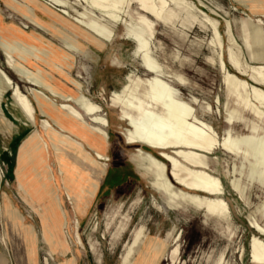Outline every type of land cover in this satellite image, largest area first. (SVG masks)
<instances>
[{"label": "rangeland", "instance_id": "1", "mask_svg": "<svg viewBox=\"0 0 264 264\" xmlns=\"http://www.w3.org/2000/svg\"><path fill=\"white\" fill-rule=\"evenodd\" d=\"M63 1L66 5L59 7L47 0H0V69L31 101L36 122L31 123L22 113L12 90L0 84V256L7 264H44L45 260L47 264H66L71 260L75 264H124L123 256L138 230L136 247L154 257L153 264H251L252 236L264 242V235L251 227L256 222L264 228V179L259 178L260 170L255 174L254 161L218 149L205 160L206 171L221 182V198L229 209L227 217H214L187 202L170 207L166 197L151 187V177L132 160L136 149H146L125 144L121 134L128 128L127 123L112 100L113 93L120 92L127 80L145 81L151 77L134 55L135 43L121 22L106 20L79 0ZM132 1V7L124 9L123 20L132 18L140 27L143 25L138 17H143L154 24L152 35L147 33L146 38L152 57L163 68L162 79L179 91V98L191 104L197 119L210 125L220 139L230 133L242 143L244 139L255 138L253 146H257L264 136V116L257 118L237 98L236 90L229 92L224 85L218 68V49L212 44L213 32L206 18L215 22L221 34L225 60L227 51L232 49L250 64L240 20L250 18L244 22L255 25L261 20L264 27V18L259 19V14L245 7L241 0H175L179 4L172 5L171 12L157 21ZM90 20L111 30V39L104 42L91 35L86 27ZM226 22L230 23L241 49L233 50L226 35ZM6 52L28 78H38L44 86L36 88L14 75L7 67ZM177 77H182L185 84L181 85ZM240 79L257 85L251 76ZM260 87L264 91V86ZM30 88L54 100L56 106H60L62 99L55 98L49 89L66 98L78 93L101 107L100 115L108 120L105 129L108 157L104 162L105 174L93 198L84 193L86 179L72 157L75 154L64 150V164L80 179L76 190L71 192L79 194L80 188L81 193L69 194L59 172L57 152L41 127L45 118L38 111ZM260 109L264 111V107ZM231 114L233 123L229 124ZM49 122L56 136L62 138L65 134ZM35 131L36 137L47 146L46 163L66 217L65 236L58 238L55 252L43 236L37 196L25 193L19 186L16 189L13 183V170L16 161L18 167L22 146ZM70 137L81 143L83 150L96 155L79 133ZM78 150L83 153L80 147ZM233 183L242 196L234 190ZM3 192H9L10 199L3 195L1 203ZM5 200L22 218L21 223L5 217ZM74 200L84 207L80 213L74 208ZM75 220L79 223L83 248L75 240ZM158 247L161 249L157 251ZM175 249L177 252L172 256ZM136 258L138 254L134 251L128 263ZM136 260L135 264H149L142 256Z\"/></svg>", "mask_w": 264, "mask_h": 264}, {"label": "bare ground", "instance_id": "2", "mask_svg": "<svg viewBox=\"0 0 264 264\" xmlns=\"http://www.w3.org/2000/svg\"><path fill=\"white\" fill-rule=\"evenodd\" d=\"M47 1L59 7L66 5L63 0ZM79 1L106 20L117 24L121 22L125 26L127 36L135 43L134 55L140 59L145 71L151 75L145 81L141 79L127 80L121 91L112 95L113 102L120 108L121 117L127 123L128 128L121 134L125 144L159 152L155 155L142 149H136L132 155V160L137 168L151 177V187L166 197L170 207L181 202H187L197 208H203L214 217H227L229 209L226 202L221 198L223 195L221 182L206 171L205 160L217 149L234 156H241L243 160L250 158L254 161L252 167L255 174H257V169L260 170L259 178L264 179V136L259 138L260 143L257 146H253L255 138L244 139L242 140L244 143H242L241 140L233 138L230 133L220 139L210 125L197 119L193 106L181 100L179 91L162 79L163 68L151 55L150 43L146 36L147 33L152 35L154 24L143 17H138L143 25L140 27L136 26L132 18H129L128 21L123 20L124 9L129 6L132 7V0ZM134 2L140 11L157 21L163 20L171 12L172 5L179 4L175 0H134ZM186 7L191 10L193 8L189 5ZM263 18L264 15L261 19ZM206 22L209 23L213 32L214 41L212 44L218 49V68L223 74L224 85L229 92L233 88L236 90L237 98L246 109L252 110L257 118L263 117L264 111L260 107H264V91L260 86H264V63L250 64L245 58L235 54L232 49L227 51L228 58L226 61L222 52L221 34L215 22L209 18H206ZM261 24V20L258 21L257 25L244 21L242 23V33L249 43L251 41L262 43V51L251 52L253 61L255 59L264 61V33ZM86 25L90 34L99 41L107 42L111 39L112 31L98 22L90 20ZM252 29L258 31L257 39L251 37ZM226 35L230 39L233 50L241 49L233 36L229 22H226ZM256 54L258 58H256ZM4 55L7 67L21 81L26 79L31 86L36 88L44 86L38 78H28L15 65V61L9 52ZM227 65L234 71V74L229 72ZM237 76L242 78L251 76L257 85H250ZM177 79L181 85L185 84L182 77H177ZM0 84L12 90L22 113L31 123H36L35 109L31 101L1 69ZM49 90L55 94V98L60 97L62 99L60 106H56L54 100L37 89L30 88L29 92L34 97L40 114L45 118L41 120V127L57 152L62 181L69 190L76 189L75 187L80 181L79 177L71 172L63 162L62 151L70 150L77 155L72 157L74 161H77L80 175L86 179L84 193L93 196L106 171L104 162L108 157L106 156L108 136L105 129L108 127V120L100 115L101 107L99 105L92 103L78 93L74 94L72 98H66L51 89ZM242 93L245 94L244 97ZM196 101L194 99L195 103ZM232 115L228 119L229 124L233 123ZM49 121L54 124L58 131L65 134L62 135V138L56 136V131ZM36 133L35 131L31 134L22 146L16 172L17 181L21 190L27 194H34L40 201L41 211L39 215L43 221V236L50 250L55 252L58 246V238L65 236L66 217L46 163L47 146L41 138L36 137ZM77 133L82 136L87 146L95 151V156L83 150L81 143L71 139L70 135H77ZM64 138L73 142L75 146H71ZM79 147L83 153L78 150ZM168 151L169 153H167ZM92 161L97 165H93ZM232 186L242 196L235 183ZM77 191L81 193L80 188ZM3 212L6 218H15L19 223L22 222V218L15 213L6 200L3 203ZM75 225L77 230L75 234L76 243L80 248H83V243L78 234L79 223L77 220H75ZM251 227L264 235V228L258 223H252ZM139 234L140 231L137 230L133 244L127 247L123 256L124 264L138 263L136 259L141 256L146 262L153 264L155 258L148 257L140 247H136L135 243ZM158 249L161 248L158 247L157 251ZM134 251L138 254V258L134 262L128 263V257ZM176 252L177 249L172 252V256ZM62 253L66 254L65 250ZM249 258L251 264H264V242L255 236H252L249 243ZM74 262L71 260L66 264H75ZM44 264H47L46 260Z\"/></svg>", "mask_w": 264, "mask_h": 264}, {"label": "crops", "instance_id": "3", "mask_svg": "<svg viewBox=\"0 0 264 264\" xmlns=\"http://www.w3.org/2000/svg\"><path fill=\"white\" fill-rule=\"evenodd\" d=\"M241 2L245 5V7L250 8L253 13L259 14V19L264 15V0H241ZM248 20L247 19H241L240 20V31H241V35H242V37L244 39L245 47L247 49V54L250 57L249 60H250L251 64H262V63H264L263 60L255 59V61H253L251 59V56H252L251 52H253V53L255 52L256 53V52L262 51V48H263L262 47V43H258L257 41L255 43H253L252 41H251V43H249L248 39L242 33V23H243V21H248ZM262 31L264 32V27L263 26H262ZM251 37L254 38V39H257L258 31L256 29H252L251 30ZM255 56H256V58H258L257 54ZM16 170H17V161H16V164H15L14 170H13V174H14L13 183L15 184L16 189H17L18 181H17V177H16ZM99 184H100V182H99ZM99 184H98V186H99ZM73 190H76V189L69 190V194H71V196L80 194V193L79 194H75L74 192H71ZM97 190H98V187H97V189H96V191H95L93 196H89V195L88 196L93 198L96 195ZM8 194H9V192L1 193V203H2V200H3V195H6L9 198ZM74 208H75V210L78 213H80L81 209L84 210L83 205L81 203H76L75 200H74ZM85 211H86V209H85ZM0 264H7V260L0 256Z\"/></svg>", "mask_w": 264, "mask_h": 264}, {"label": "trees", "instance_id": "4", "mask_svg": "<svg viewBox=\"0 0 264 264\" xmlns=\"http://www.w3.org/2000/svg\"><path fill=\"white\" fill-rule=\"evenodd\" d=\"M139 147H140V146H139ZM140 148H144V149H146L145 151H147V148H145V147H140ZM148 152H151V153H153V154L156 153V151H154V150H149V149H148Z\"/></svg>", "mask_w": 264, "mask_h": 264}]
</instances>
